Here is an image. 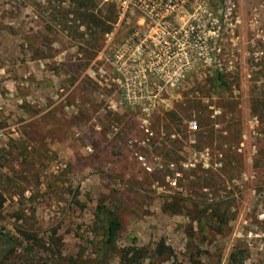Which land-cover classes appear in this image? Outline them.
Here are the masks:
<instances>
[{
	"label": "rangeland",
	"instance_id": "obj_1",
	"mask_svg": "<svg viewBox=\"0 0 264 264\" xmlns=\"http://www.w3.org/2000/svg\"><path fill=\"white\" fill-rule=\"evenodd\" d=\"M121 1L93 0L90 31L72 0H0V264H94L101 203L110 264H264V0H209L216 64L137 106L94 65L135 27Z\"/></svg>",
	"mask_w": 264,
	"mask_h": 264
},
{
	"label": "built area",
	"instance_id": "obj_2",
	"mask_svg": "<svg viewBox=\"0 0 264 264\" xmlns=\"http://www.w3.org/2000/svg\"><path fill=\"white\" fill-rule=\"evenodd\" d=\"M119 25L137 14L135 27L119 44L114 60L101 53L97 75L114 86L121 105L153 102L150 89L175 88L204 65H215L213 41L220 30L209 0H122ZM191 131L198 126L191 123Z\"/></svg>",
	"mask_w": 264,
	"mask_h": 264
},
{
	"label": "trees",
	"instance_id": "obj_3",
	"mask_svg": "<svg viewBox=\"0 0 264 264\" xmlns=\"http://www.w3.org/2000/svg\"><path fill=\"white\" fill-rule=\"evenodd\" d=\"M72 2L74 3V6L76 8L75 22L82 21V24L83 21H85V15L83 12L89 9V7L93 4V0H72ZM80 27L85 28L86 23L82 24V26L80 25ZM87 29H89L90 31L92 30L89 25L86 27V30ZM215 79L219 85L224 87L227 86V83L225 81V74L222 73V71L216 72ZM177 213L178 212L174 211V214ZM95 216L96 223L94 228V235L96 238H100V243L94 264H110L118 250L117 244L119 237L123 232V223L117 210H114L103 203L99 204V206L97 207ZM13 243L14 239L12 237L0 231V252L3 251L4 248L8 245L11 248L8 249L9 251L7 253L15 252ZM247 254L248 252L246 251L234 252L229 258V264H244Z\"/></svg>",
	"mask_w": 264,
	"mask_h": 264
}]
</instances>
